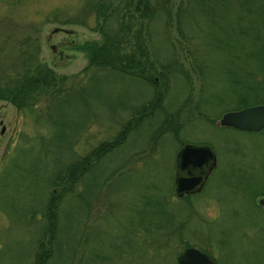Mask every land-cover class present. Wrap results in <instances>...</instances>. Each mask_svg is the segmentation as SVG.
Here are the masks:
<instances>
[{"label":"rangeland","instance_id":"obj_1","mask_svg":"<svg viewBox=\"0 0 264 264\" xmlns=\"http://www.w3.org/2000/svg\"><path fill=\"white\" fill-rule=\"evenodd\" d=\"M96 1L0 0V264H35L40 242L51 250L44 264H178L185 244L217 264H264V210L255 205L264 196V132L219 124L224 112L240 109L221 66L229 54L210 36H194V23L179 30L174 20L153 27V51L167 77L155 87L160 108L150 120L137 117L124 144L69 186L54 237L44 233L57 173L113 138L154 95L149 84L88 66L78 47L102 40ZM30 65L48 79L67 76L68 113L47 108L40 91L6 94L5 84L15 85ZM251 72L260 84L249 106L264 104V76ZM74 89L83 99L78 109L70 102ZM60 128L65 140H51ZM180 141L210 145L218 161L204 189L187 199L174 192ZM41 159L47 165L37 166Z\"/></svg>","mask_w":264,"mask_h":264},{"label":"trees","instance_id":"obj_2","mask_svg":"<svg viewBox=\"0 0 264 264\" xmlns=\"http://www.w3.org/2000/svg\"><path fill=\"white\" fill-rule=\"evenodd\" d=\"M94 5L97 19L100 20L97 22L102 40L87 41L78 47L85 53L88 66L108 72V75L127 76L149 84L154 88V95L145 106L121 125L113 138L101 141L87 154L78 156L70 162L63 173H57L53 186L55 189L52 188L53 191L45 207L47 226L44 233L50 234L51 239L57 229L59 203L69 190V186L77 184L81 177L89 174L88 172L107 153L124 144L129 132L135 128L137 117L144 116L143 120H150L155 111L160 108L159 104L163 96L155 87L159 88L161 78L164 80L167 77L163 69L165 66L162 64L161 67L158 66L153 51L152 36L155 23L163 21L166 26L174 20L179 30L187 25L191 27L194 23L196 29V33H192L194 36L197 34L198 37L200 33H204L210 36L209 41H215L213 45L216 49L227 51L228 68L225 69L224 64L221 66L227 74L224 73L230 86L237 87L235 90L238 92V105L234 109L249 106L251 102L249 94L257 91L256 85L260 83L251 71L256 70L259 75L264 76V0H115L114 2L97 0ZM232 12L234 17L231 15ZM17 75L11 81L15 82V85L10 86V82L6 81L4 89L7 95L12 96L23 92L30 97L33 94L36 96L40 91L46 93L43 95L48 102L47 108L55 110L54 113H58L60 117L68 113L70 93L64 87L67 76L50 73L51 76L48 79L47 72L38 66L31 65L22 74ZM108 75L106 73L92 78L91 85L105 79ZM163 85L166 86V82ZM73 92L74 95L71 94V98L73 100L75 98V101L70 100V102L75 103L74 108L78 109L79 102L83 100L80 96L81 90L74 89ZM96 94L95 90L91 92V95L98 97ZM262 100L261 103H264V98ZM46 115L49 117L52 114L48 112ZM53 122L56 123L55 120ZM263 132L264 128L259 132L247 133L262 135ZM65 137L64 128H60L53 134L51 140L64 141ZM183 145L184 143L180 141V148ZM38 164L40 166L43 164L42 159L37 166ZM18 166L13 160L11 168L14 170ZM33 170L36 171V167L32 168ZM95 179H91L94 184H96ZM188 197L189 195L184 199ZM159 228L169 227L159 225ZM39 246L40 250L35 255V264H44L45 256L49 258L51 250H45V248L43 250L42 242ZM188 246L185 244L184 249ZM160 248L158 247L155 251Z\"/></svg>","mask_w":264,"mask_h":264},{"label":"water","instance_id":"obj_3","mask_svg":"<svg viewBox=\"0 0 264 264\" xmlns=\"http://www.w3.org/2000/svg\"><path fill=\"white\" fill-rule=\"evenodd\" d=\"M219 124L246 132H259L264 128V104L230 110L222 114ZM5 130L2 127L1 132ZM216 165L214 149L207 144L185 143L177 152L174 192L177 197L200 192ZM264 208V197L256 200ZM178 264H217L215 260L195 247H187L177 257Z\"/></svg>","mask_w":264,"mask_h":264},{"label":"flooded vegetation","instance_id":"obj_4","mask_svg":"<svg viewBox=\"0 0 264 264\" xmlns=\"http://www.w3.org/2000/svg\"><path fill=\"white\" fill-rule=\"evenodd\" d=\"M2 123V121H0V124ZM230 128H232V127H230ZM234 129V128H233ZM237 130V129H236ZM245 132V131H244ZM215 151V150H214ZM215 155H216V153H215ZM217 165H218V161H217V156H216V165H215V167L213 168V170L211 171V173L209 174V176H208V178H207V180L205 181V183H204V186H203V188H202V190L204 189V187H205V185H206V183H207V181H208V179H209V177L211 176V174L214 172V170L216 169V167H217ZM230 182L232 183V181L230 180ZM201 190V191H202ZM200 191V192H201ZM200 192H197V193H200ZM197 193H192V194H186V195H184L183 197H185V196H187V195H189V196H192V195H195V194H197ZM256 198H259V197H264V196H255ZM257 200V199H256ZM256 200H255V205L259 208V209H262V210H264V208L263 207H260L258 204H257V202H256ZM187 248V247H186ZM205 253V252H204ZM207 254V253H206ZM209 256H211V255H209ZM212 257V256H211ZM213 258V257H212ZM214 259V258H213ZM215 260V259H214ZM216 262V261H215Z\"/></svg>","mask_w":264,"mask_h":264}]
</instances>
